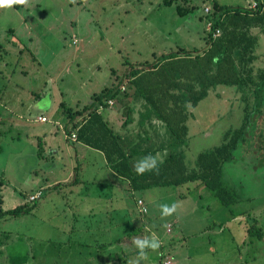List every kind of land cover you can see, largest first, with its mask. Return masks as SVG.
<instances>
[{
    "label": "rangeland",
    "instance_id": "rangeland-1",
    "mask_svg": "<svg viewBox=\"0 0 264 264\" xmlns=\"http://www.w3.org/2000/svg\"><path fill=\"white\" fill-rule=\"evenodd\" d=\"M213 2L252 11L256 1L24 0L0 8V211L32 207L28 214L0 218V264H97L99 258L92 260L88 252H106L107 243H112L114 254L118 250L129 254L126 264H135L133 240L153 235L161 241L160 247L146 250L147 259L140 264H162L165 258L172 264H264V85L258 95L250 91L246 102L235 88L219 86L196 109H189L182 155L190 171L196 168L198 155L220 146L228 130L241 126L248 107L243 145L223 171L224 185L236 197L231 206H223L201 182L159 187L136 191L128 198L122 193L129 205L123 223L125 209L116 208L109 195L108 202L95 205L87 233L86 223L69 220L63 209L75 193L66 196L63 189L52 198L50 191H44L43 197L29 201L47 181L63 180L71 165L78 167L80 179L100 178L96 183L101 184H92L105 188L98 193L108 192V181L117 180L107 179L108 167L99 153L77 161V144L65 139L72 130L66 129L67 117L58 101L81 110L94 94L112 86V74L122 82L125 72L141 70L162 55L202 53L208 45L206 15H211ZM260 44L256 68H264V39ZM121 86L133 90L126 82ZM135 95L136 100L118 96L105 113L121 121L114 118L110 123L120 135L144 130L132 166L147 155L160 163L179 148L165 124L145 113L148 106ZM39 111L46 113L47 123L35 121ZM50 131L61 149L57 154L41 150L38 138L44 140V133ZM117 193L112 195L119 199ZM49 198L56 204L53 210ZM138 199V210L148 209L145 215L135 212ZM173 203L175 213L162 217L159 205ZM59 217L66 219L64 227L52 226ZM251 228L261 230V240L249 236ZM86 239L92 246L79 248L76 242ZM118 239L120 245L114 244ZM64 241L70 247L62 245Z\"/></svg>",
    "mask_w": 264,
    "mask_h": 264
},
{
    "label": "trees",
    "instance_id": "trees-1",
    "mask_svg": "<svg viewBox=\"0 0 264 264\" xmlns=\"http://www.w3.org/2000/svg\"><path fill=\"white\" fill-rule=\"evenodd\" d=\"M255 1L256 9L252 11L213 2L212 13L206 17L212 23L213 32L220 30V36H208V45L202 53L193 56L162 55L156 63H146L141 70L133 71L132 68V71L125 72L122 82L92 96L88 105L79 108L81 110L61 104L67 117L66 129L69 126L78 142L102 153L110 169L129 181L132 191L201 182L223 206L233 205L236 197L224 185L223 171L225 165L233 160L235 151L243 145L248 107L244 110L241 126L228 130L220 146L198 155L195 169L187 170L182 146L188 134L189 109H196L209 96L210 90L219 86L235 88L243 94L241 99L245 102L250 91L253 95L260 93L264 85V68H256L255 62L261 39H264V0ZM124 82L133 90L123 92L121 84ZM135 92L148 106L145 113L154 115L165 124L175 139L172 142L174 147L179 148V152L168 154L164 161L158 163V170L142 175L134 171L130 162L137 151L131 149L127 154L122 138L104 118L110 101L116 104L118 96L136 100ZM100 108L104 111L100 112ZM129 120H126V126L130 124ZM30 211L32 207L22 205L10 211H0V218L18 217ZM248 234L258 240L262 238L261 230L251 228Z\"/></svg>",
    "mask_w": 264,
    "mask_h": 264
},
{
    "label": "crops",
    "instance_id": "crops-1",
    "mask_svg": "<svg viewBox=\"0 0 264 264\" xmlns=\"http://www.w3.org/2000/svg\"><path fill=\"white\" fill-rule=\"evenodd\" d=\"M112 75L114 77V80H113L114 83L117 84L118 77L115 74H112ZM114 83L112 84V86L114 85ZM122 91H124V90L122 89ZM129 93L132 94L131 91ZM125 99H127V100L128 99H132V97H128L127 96V97H125ZM36 102L40 103V100L37 99ZM112 103H113V106H114V102L113 101H112ZM57 104L60 106L61 102L58 101ZM34 105H35V108L39 107V105H36V104H34ZM108 110H110V108ZM10 111H12V110H10ZM13 112H15V111H13ZM114 116L115 115L113 113H110V112L108 114L104 113L105 120L108 121L109 126L111 128H113V130H114V126H113V124L110 125V123L112 122V120L114 121V118H116L118 120V117H114ZM39 117H46V113L45 112H40V111L36 113L35 121L39 122V123H42V122L38 121ZM118 121H119V124H121V121L120 120H118ZM56 123H58V122H54V126H57ZM66 124H67V122H66ZM57 127H58V129H61V128H59V126H57ZM155 129H156V127H155ZM53 132L50 131V133H48V132L44 133V136H43L44 138L43 139L45 140V143L43 142L44 140H42L41 138H38V140L41 142V144H43V147L41 146V150L44 151V149L46 148L47 151H49L48 153L57 154V150L60 152L61 149H60L59 145L55 141L56 137L54 136ZM116 134H118V133H116ZM143 134H144V130L143 129H142V133L136 132V134H132V132H129L128 135H120V134H118L122 138V143L124 145L123 146L124 147V151L127 154L129 152V150L127 151L128 148L131 150L132 147H135L134 149H136L139 145L141 147V144L139 142L142 141ZM154 137L156 138L155 132H154ZM65 139L67 141L71 142V143L77 144V150L75 149L76 150L75 157L77 158V161H79V159H84V156L86 154L99 153L101 155L105 165H107L105 157L103 156L102 153H100V152H98V151H96L94 149H91V148L83 145L82 143H80L78 141H74L73 142V141H71L69 139V137L67 138L66 135H65ZM149 146L152 147L153 144H151ZM155 146H161V144L157 143V145H155ZM107 167H108V171H109L108 172L109 175L107 174V176H108L107 179L108 180L109 179H116L117 180V181H114V180L108 181V183L110 185V188L108 189V192H105V193L99 192L98 193L97 192L98 189H105V188H102V187L99 188L97 186H95V187L92 186V184H95V185L96 184H101V182L96 183L98 180H100V178L96 179L93 176L91 179H87V178L86 179L85 178L84 179H80L79 175H78V171H77L78 167L75 168L74 165H71V167H70L71 171L68 173V175H65L63 180H60V181L55 180L53 183H49L47 181L48 183L46 182V184L43 187L39 188L37 192H41L42 193V197H43L44 196V191H46V192L50 191V193H51L50 195H52V198L54 197V194H59L60 192H62L63 189H64V191H66L65 192L66 196L67 195H72L73 193H75V196L70 200V202H71L70 204L68 202L63 204V209H64V211H68V219L69 220H72V218H75V219L80 220V221L82 220L83 221L82 224L86 223L84 225L83 230L86 231L87 233H89V231H90V229H89V221L91 220V218L95 217V210H96V206H97L96 204L97 203H106V201L108 202V196L109 195L113 198L114 201H116V203L114 205V206H116V208H119L122 211H123V208L125 209V213L122 212L123 217L120 219V221H122V219H123V223H124V222L127 221L126 218H128L129 205H128L126 199H125V202L123 201L124 197H122L121 194L123 193V195H125V197L128 198L129 195H133L135 191H132L130 189L129 181L126 178L119 177L118 175H116V173H114L110 169V167L108 165H107ZM116 191L119 193V194L117 193V195L118 196L120 195L119 199L116 196L112 195V193L115 194ZM94 194L98 195V197L95 198ZM50 199L51 198H49L47 200V202L52 206L55 203H54L53 199L52 200H50ZM117 200H118V202H117ZM139 200H141V199L135 200V209H136L135 212L138 215H142L139 212L138 207H137V202ZM19 206H22V205H19ZM55 207H56V204L52 207V210ZM81 207L83 209H81ZM108 219H109L110 222H112V221H114L115 217L111 216V217H108ZM53 221H55V220H53ZM65 221H66L65 218L59 217V218H57L55 225H52L51 223L50 224L52 226H57L58 227V225H60V226L64 227ZM144 222H145L144 220H141L142 226L144 225ZM109 226H111V224ZM61 230H63V229H61ZM166 233H167V229H166ZM81 234H82V232H81ZM47 242H49V241L47 240ZM120 242H119V239H118V240H115L114 244H119L120 245ZM76 243L79 245V248H81V247L88 248V247L92 246V245L88 244V240L87 239L85 241H77ZM61 244L62 245L67 244V245H69L68 247H70V244L67 243V241H64ZM111 244L112 243H107L106 245L102 244L104 246H108L106 248V252H102L100 254H98L97 251H94V254H93V252H88L90 254L91 259L92 260H97L99 258L100 262H98L97 264H126V260H127V257H128L129 254L127 255V252L124 253L123 251L121 253L119 250L116 251V253L114 254L113 252H111V249H114ZM91 253L93 255H91ZM69 254H71V253H67V255H69ZM85 254L86 253H83V255H85ZM166 262H169L170 264H172V260L170 258H165L162 264H165ZM66 264H68V262H66ZM92 264H94V263H92Z\"/></svg>",
    "mask_w": 264,
    "mask_h": 264
},
{
    "label": "clouds",
    "instance_id": "clouds-1",
    "mask_svg": "<svg viewBox=\"0 0 264 264\" xmlns=\"http://www.w3.org/2000/svg\"><path fill=\"white\" fill-rule=\"evenodd\" d=\"M22 4L24 0H0V8H9L13 4ZM134 170L138 175H142L147 171H154L158 170V160L156 156L147 155L141 157L136 164L134 165ZM161 216L168 217L171 216L176 211V204H160L159 205ZM142 211L144 213L148 212L147 207L143 208ZM161 241L155 235L151 239L149 238H136L133 240V244L137 249V256L138 259L135 264H140L141 260L147 259V252L146 250H157L160 247Z\"/></svg>",
    "mask_w": 264,
    "mask_h": 264
},
{
    "label": "built area",
    "instance_id": "built-area-1",
    "mask_svg": "<svg viewBox=\"0 0 264 264\" xmlns=\"http://www.w3.org/2000/svg\"><path fill=\"white\" fill-rule=\"evenodd\" d=\"M256 9V2H255V6H253L252 7V10H255ZM211 26H212V23H211V21H209V24L206 26V30H207V35L208 36H211L212 38H216V37H218V36H220V30L219 29H217V30H215V32H213L214 30H212V28H211ZM108 105L109 106H112L113 105V103L110 101L109 103H108ZM103 110V108H100V110L99 111H102ZM38 121H40V122H42V123H46L48 120L45 118V117H39L38 118ZM69 139L71 140V141H77V137H76V134H75V132H71V134H70V136H69ZM42 196V193L41 192H38V193H36V194H34L33 196H31L30 198H29V201L30 202H34V201H36V200H38L40 197ZM141 214H143V215H145L146 213H144L142 210L141 211H139ZM165 264H170L169 262H166Z\"/></svg>",
    "mask_w": 264,
    "mask_h": 264
}]
</instances>
